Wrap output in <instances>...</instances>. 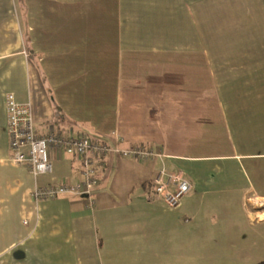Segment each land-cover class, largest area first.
Segmentation results:
<instances>
[{
	"label": "crops",
	"instance_id": "1",
	"mask_svg": "<svg viewBox=\"0 0 264 264\" xmlns=\"http://www.w3.org/2000/svg\"><path fill=\"white\" fill-rule=\"evenodd\" d=\"M63 30L89 34L66 47ZM8 94L31 105L38 137L114 149L94 209L35 201L37 186L81 181V164L52 152L48 174L16 165ZM132 146L159 157L115 152ZM163 168L192 185L176 209L154 192ZM263 226L264 0H0V264H257L264 232L249 230Z\"/></svg>",
	"mask_w": 264,
	"mask_h": 264
},
{
	"label": "built area",
	"instance_id": "2",
	"mask_svg": "<svg viewBox=\"0 0 264 264\" xmlns=\"http://www.w3.org/2000/svg\"><path fill=\"white\" fill-rule=\"evenodd\" d=\"M9 147L11 160L28 168L36 177L52 171V152L66 154L78 159L81 164L82 179L77 183L53 182L37 186L32 195L35 201L53 200L62 195H75L86 198L87 207L95 208V192L98 186V166L112 153L108 144L93 140L84 133H68L51 127L46 136L38 137L29 103H19L13 94L7 95ZM122 158L147 161L159 157L153 149L132 146L127 149H115ZM154 192L169 209L179 207L182 199L190 193L192 185L178 172L163 168L155 180Z\"/></svg>",
	"mask_w": 264,
	"mask_h": 264
},
{
	"label": "rangeland",
	"instance_id": "3",
	"mask_svg": "<svg viewBox=\"0 0 264 264\" xmlns=\"http://www.w3.org/2000/svg\"><path fill=\"white\" fill-rule=\"evenodd\" d=\"M102 17H103V14H102V16H101V19H102ZM110 18H112V17H114L112 14H110V16H109ZM99 21H103V22H105L103 19L102 20H100V15H99ZM94 32V31H93ZM90 33V34H94V33ZM99 32V31H98ZM88 34H89V32L88 31H85V33L83 32V34H82V36H81V33L79 32V31H75V34H74V31L73 30H71L70 31V33L67 35V32H65L64 30L63 31H61V35H60V42H61V44L62 43H65L66 45V47L68 46V47H70L69 46V44H76V45H79L80 43H83V42H85V40H83L82 39V37H87L88 36ZM98 34H100V33H98ZM60 47H62V46H60ZM70 62V61H69ZM57 64V63H56ZM53 65L55 66V64L53 63ZM99 65H101V63H95V62H90V63H87L86 64V69H89V68H91L92 69V71H93V74H94V79H96L97 78V75H99L98 73H95V71H97V68H98V66ZM50 67V66H49ZM97 74V75H96ZM99 81L101 80V78H99L98 79ZM98 80H94V82L95 83H97L98 82ZM100 83V82H99ZM100 85V84H99ZM101 86V85H100ZM237 219H238V221H239V224H241V225H239V226H242L243 224V227H242V229H245V230H248V228H247V226H246V222H245V220H244V216H243V214L242 213H237ZM250 231L251 232H253V234L254 233H256V232H264V226L263 227H257V228H252L251 230H249V233H250ZM254 236H255V234H254ZM255 249H259V248H256L255 247ZM255 251V250H254ZM162 264H184V263H175V262H173V263H170V262H167V263H162ZM185 264H200V253H190L189 255H188V259H187V261H186V263Z\"/></svg>",
	"mask_w": 264,
	"mask_h": 264
},
{
	"label": "trees",
	"instance_id": "4",
	"mask_svg": "<svg viewBox=\"0 0 264 264\" xmlns=\"http://www.w3.org/2000/svg\"><path fill=\"white\" fill-rule=\"evenodd\" d=\"M145 185H147V184H145ZM151 185H152V184H151ZM153 186H154V184H153ZM154 190H155V189H154ZM257 264H264V260L258 262Z\"/></svg>",
	"mask_w": 264,
	"mask_h": 264
}]
</instances>
